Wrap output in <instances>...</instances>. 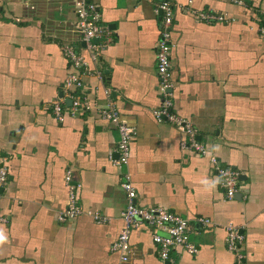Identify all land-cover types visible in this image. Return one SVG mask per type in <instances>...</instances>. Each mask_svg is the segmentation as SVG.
I'll return each instance as SVG.
<instances>
[{
    "label": "crops",
    "instance_id": "0c3cea01",
    "mask_svg": "<svg viewBox=\"0 0 264 264\" xmlns=\"http://www.w3.org/2000/svg\"><path fill=\"white\" fill-rule=\"evenodd\" d=\"M159 1L98 0L113 41L94 64L75 41L68 0H0V171L6 172L0 264H264V0H168V100L173 114L196 129L206 151L201 157L180 148L184 136L174 123L154 116L163 103L155 69ZM199 12L226 21L199 22ZM67 44L87 62L79 89L65 88L72 73L62 53ZM69 94L80 95L90 110L68 112L60 122L51 109L57 101L69 108ZM109 100L135 129L127 171L136 203L189 222L195 254L176 248L162 260L145 226L132 232L127 261L111 251L126 199L123 170L114 163L118 132L98 113ZM217 167L239 173L232 200ZM68 171L83 211L99 212L106 222L88 215L57 219L67 206ZM229 227L241 237L235 253L226 246Z\"/></svg>",
    "mask_w": 264,
    "mask_h": 264
},
{
    "label": "built area",
    "instance_id": "2783aa9c",
    "mask_svg": "<svg viewBox=\"0 0 264 264\" xmlns=\"http://www.w3.org/2000/svg\"><path fill=\"white\" fill-rule=\"evenodd\" d=\"M25 2V0H16ZM72 6L75 15V41L82 44L83 49L88 54V60L96 64L99 61V52L104 45L112 43L113 38L111 31L102 25L101 15L99 12L98 0H68ZM236 5H243L241 0H233ZM155 15L160 20L161 33L159 42L155 49V69L158 75L159 84L158 91L162 97L161 108L154 112L157 120L164 119L170 121L177 126V129L183 134L184 138L180 142V148L188 150L191 153L201 157L206 155L204 147L196 139V129L187 121L176 117L172 110V104L168 100L171 96L173 84L171 81L170 69V53L172 49L170 27L173 20V6L168 0H161L155 4ZM199 22L215 24L224 23L226 21L224 15L213 14L209 12L194 13ZM264 35V24L260 28ZM62 53L69 61L72 69L65 81V88L79 89L83 86V77L87 74V62L85 58L79 54L72 44L63 47ZM96 75L101 79V74L96 71ZM110 96L109 91H104ZM71 99L69 108L64 109L61 102L53 103L52 115L58 121H62L65 114L75 115L90 110L85 99L80 95L69 94ZM99 116L109 121L115 126L119 140L117 143V157L114 163L122 169L121 173V189L126 195V206L121 213L123 228L118 235L116 241L111 246V251L120 255L121 261L125 262L131 254L130 237L133 231L140 227H148L152 233V241L158 246L159 255L162 260H168L171 250L181 248L188 253L195 254L197 247L190 242L189 222L179 216L162 208L142 207L136 203V190L131 182L130 175L127 171L131 154V143L135 136V129L129 126L121 119L116 107L111 100L107 105L98 111ZM211 163L216 166L217 160L210 158ZM221 180V186L225 192L227 200H232L238 185L239 173L234 170H225L216 168ZM65 184L68 191V199L66 209L59 213L58 220L66 222L76 219L81 214V206L79 205V185L73 182V177L68 171L65 175ZM6 182V172L0 171V187ZM96 223H104L108 218L99 212H87ZM4 221V220H1ZM204 225H210L208 219L197 220ZM160 232L164 233L161 234ZM240 235L238 231L232 227L227 230L226 246L231 252H236L240 244Z\"/></svg>",
    "mask_w": 264,
    "mask_h": 264
},
{
    "label": "rangeland",
    "instance_id": "374dc122",
    "mask_svg": "<svg viewBox=\"0 0 264 264\" xmlns=\"http://www.w3.org/2000/svg\"><path fill=\"white\" fill-rule=\"evenodd\" d=\"M121 180H122V179H121ZM131 182H132V181H131ZM120 184H121V183H120ZM132 184H133V183H132ZM125 199H126V195H125ZM79 205H80V201H79ZM80 206H81V205H80ZM125 206H126V205H125ZM80 210H81V214H79L78 217H81L82 215H88L89 217H91L89 214H87L88 211H87V212L83 211L82 207L80 208ZM93 212H94V211H93ZM122 212H123V211H122ZM78 217H77V218H78ZM91 219L94 221V219H93L92 217H91ZM121 220H122V219H121ZM120 232H121V231H120ZM119 234H120V233H119ZM119 234H118V235H119ZM114 242H115V241H114Z\"/></svg>",
    "mask_w": 264,
    "mask_h": 264
},
{
    "label": "water",
    "instance_id": "95a60500",
    "mask_svg": "<svg viewBox=\"0 0 264 264\" xmlns=\"http://www.w3.org/2000/svg\"><path fill=\"white\" fill-rule=\"evenodd\" d=\"M68 103H69V101H68Z\"/></svg>",
    "mask_w": 264,
    "mask_h": 264
}]
</instances>
